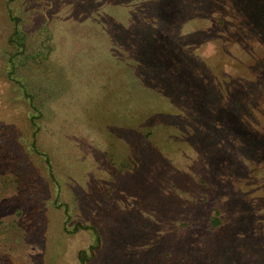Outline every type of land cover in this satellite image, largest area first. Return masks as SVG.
Wrapping results in <instances>:
<instances>
[{
    "label": "rangeland",
    "instance_id": "obj_1",
    "mask_svg": "<svg viewBox=\"0 0 264 264\" xmlns=\"http://www.w3.org/2000/svg\"><path fill=\"white\" fill-rule=\"evenodd\" d=\"M92 228L89 264H264V0H0V264Z\"/></svg>",
    "mask_w": 264,
    "mask_h": 264
},
{
    "label": "trees",
    "instance_id": "obj_2",
    "mask_svg": "<svg viewBox=\"0 0 264 264\" xmlns=\"http://www.w3.org/2000/svg\"><path fill=\"white\" fill-rule=\"evenodd\" d=\"M11 20L16 22L15 25H14V32L12 34V36L10 37L9 39V44L11 45V47L13 48V51L12 53H10V56H9V61L11 63V66L12 67H16V63H20L21 61L22 62H26L27 60L30 59V56L29 54L28 55H25L26 54V50H27V38H28V35H27V32L24 28H20L18 26L19 24V19L18 18H15L12 14H11ZM20 65V64H19ZM11 75H14L16 73V69L12 70V72H10ZM136 82V81H135ZM211 100H213V97L211 96ZM33 101V100H32ZM42 104L40 103V100L36 103L33 101L31 107H32V111H34V116H32L31 118V122H32V125L34 127V138H36V135H37V130L39 131V123L38 121L41 119V117L44 115L43 112L40 110L41 108L39 106H41ZM154 119V117H152ZM143 124V123H142ZM144 124L141 125V127H139V129L143 128L144 129ZM129 130L135 132V134H132L135 135V138H138V134L137 130L139 129H134L135 127H128ZM119 130V129H118ZM129 130H125L126 133L129 131ZM136 144L137 146H139V149L143 151V147H141L142 145L140 144L139 140L136 141ZM33 147L35 149V153L39 154L40 152L37 150L36 145H35V142L33 143ZM220 210H217L216 211V215L213 217L212 219V222L211 224L217 228V227H220L221 225H223L220 220ZM77 229H81L83 230L85 228V226L81 225V224H78L77 225ZM85 229H88V228H85ZM93 230V235L95 237V240H94V244L89 248V253L87 251H81L79 253V260H80V264H89L91 263L98 251H100L102 249V246H103V240H102V237H101V234L98 232L97 229L95 228H92ZM78 231V230H77Z\"/></svg>",
    "mask_w": 264,
    "mask_h": 264
}]
</instances>
